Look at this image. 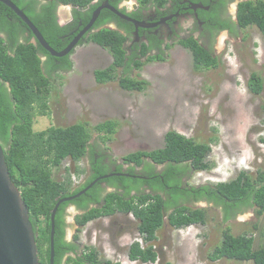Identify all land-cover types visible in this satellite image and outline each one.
<instances>
[{
    "label": "trees",
    "instance_id": "1",
    "mask_svg": "<svg viewBox=\"0 0 264 264\" xmlns=\"http://www.w3.org/2000/svg\"><path fill=\"white\" fill-rule=\"evenodd\" d=\"M11 1L26 13L56 51L64 49L66 44L61 47L58 44L61 42L60 36L67 30L57 25L56 8L60 5L90 6L91 9L87 12L90 18L92 12L99 6V4L92 5L96 0ZM109 1L117 8L116 2ZM149 1L157 2L160 6L166 3V0H145V3ZM39 4L43 9L41 13L36 10ZM0 12L3 13L0 15V34L9 33L6 37H3L5 34L0 36V144L4 149L11 180L20 190L29 210L40 264H50L51 215L58 201L80 193L96 179L107 174L115 175L96 182L86 194L59 207L55 219L54 264H120L101 258L93 247H84L82 250L79 233L87 224L99 218L132 214L138 220V232L142 240L149 246L143 249L141 242H135L130 247V258L133 261L154 263L159 261L160 251L155 250L153 243L158 239L157 233L162 229L165 213L170 208H174V212L169 215L168 221L174 229L207 222L205 209L188 205L202 200L223 206L226 220L243 209L254 206L257 207V216L264 214V171L261 169H258L256 175L243 171L231 181L220 182L214 186H191L190 189H182L180 179L176 178L175 174L185 169L196 173L210 170L212 165L207 158L212 152V147L210 143L198 142L175 131L165 135L163 148L151 152L137 151L125 156L123 162L124 165L130 166L128 170L124 171L123 165H119L116 172H113L102 159L95 162L92 156L91 175L84 185L73 188L70 167H67L68 175L64 180H55L54 171L59 170L67 159L74 163L72 172L76 177L85 174L87 170L83 169L80 163L87 154L92 132L103 134L102 139L105 142L110 141L117 131V123L107 121L91 128L87 123L79 122L68 127L52 126L36 131L35 118L51 114L53 74L72 70L71 55L56 58L41 45H36L29 39L21 41L20 35L25 31L29 32L27 25L1 2ZM75 12L80 13L78 9H75ZM48 17L51 19V26L46 29L41 23L49 20ZM237 17L241 29L256 26L264 37V0L241 2ZM10 18L14 20L11 21ZM114 20L123 27L126 26L127 32H130V24L122 22L121 18L109 10L101 13L94 26L102 27ZM126 39L123 33L108 27H103L89 36V43L104 48L114 58L110 67L95 72L96 80L103 84L118 80L119 85L125 90L143 91L147 83L127 76L129 74L127 70L141 69L146 63L164 60L163 53L149 56L145 62L136 60L134 56L127 60L124 48ZM180 44L192 54L194 68L197 71L219 66V59L206 50L198 40H183ZM148 51L151 49L144 46L141 55L145 57ZM44 56L47 57L46 62L42 59ZM122 67L126 69V74L123 73L119 77L117 70ZM248 89L250 93L260 95L264 90V77L258 72H253L248 82ZM262 110L264 114V105ZM142 165H145V174L151 178L147 181L133 177L136 167ZM155 165H166L161 175L154 173ZM102 182L107 183L114 190L106 192L101 186ZM144 184H149L153 192H163L168 187L166 192L170 197L165 201L159 193L151 195L140 190V186ZM119 188L124 192L120 193ZM133 191L136 194L132 195ZM71 204L81 213L75 218L79 230L71 241H67L65 210ZM254 242L253 236L246 234L234 236L230 229H226L221 244L214 249L209 258L212 261L227 259L264 264V248L254 249Z\"/></svg>",
    "mask_w": 264,
    "mask_h": 264
},
{
    "label": "rangeland",
    "instance_id": "2",
    "mask_svg": "<svg viewBox=\"0 0 264 264\" xmlns=\"http://www.w3.org/2000/svg\"><path fill=\"white\" fill-rule=\"evenodd\" d=\"M237 31L231 38L225 31L219 34L213 48L220 62L217 68L197 71L190 51L177 45L164 52V60L146 63L127 74L147 83L143 91L125 90L118 80L99 84L95 72L110 66L112 56L104 48L84 42L70 57L72 70L53 74L51 114L36 117L34 129L68 127L79 122L93 128L115 121L117 131L112 140L105 142L103 134L93 131L88 152L95 145L96 154L120 165L131 153L163 148L165 135L175 131L212 147L207 158L212 168L194 172L188 180L190 186H214L231 181L243 171L256 175L258 169L264 171V90L254 95L248 82L253 72L264 77V37L256 26ZM117 74L121 77L123 70L118 69ZM80 165L87 170L80 177L72 172L75 165L70 159L54 171L53 177L64 180L70 167L76 189L91 175L89 158ZM162 166L156 165L157 170ZM192 207L205 209L207 222L174 229L166 217L153 243L160 258L151 264H254L212 261L209 256L221 244L226 229L234 236H253L254 249L264 248V214L257 216L256 206L228 220L221 205L200 202ZM78 214L73 206L67 208L69 240L79 230L74 224ZM79 235L82 250L93 247L101 258L113 263L141 264L128 257L132 243L143 241L132 214L96 219Z\"/></svg>",
    "mask_w": 264,
    "mask_h": 264
},
{
    "label": "flooded vegetation",
    "instance_id": "3",
    "mask_svg": "<svg viewBox=\"0 0 264 264\" xmlns=\"http://www.w3.org/2000/svg\"><path fill=\"white\" fill-rule=\"evenodd\" d=\"M112 1L117 3L118 10H120L123 14L129 16L130 18L140 22L144 27L137 28L134 24L121 19L122 22H126L130 24V32L128 33L127 32L128 28L126 26L123 27V25H121L116 20L110 21L102 27L93 26L90 32L85 36L84 40L80 41L79 45L84 44V42H88V38L92 33L102 29L103 27H108L120 31L127 37L124 43L127 60H129L134 56L136 60L139 59L141 62H143L142 59L144 56H142L141 53L144 46L151 49V51H148L147 55H145L147 60L149 56L159 55L162 53H163L162 55L164 56V52L170 49V47L177 45L183 47L180 44L181 41L189 40V39L198 40L199 43L206 50L211 52L213 56L216 57L214 44L218 41L219 34L225 31L226 36L229 35V37L231 38L238 33L237 30L240 28L238 25V17H237L239 4L247 0H166V3L163 6H160L157 4V2H152V1L145 3V0H112ZM107 2L111 5L109 0H96L92 3V5L99 4V6L97 7L99 8L100 6L104 5ZM90 9L91 8L89 6L88 10H83V11L78 10L80 13H82L80 14V13H76L74 8H70L65 5H60L56 8L55 17H56L57 25L59 27L67 28L66 32L62 36H60L61 42L58 44V46L61 47L63 44H66L64 47L65 49L79 34V32L89 23L95 11L94 10L92 12L91 17L88 18L87 12L90 11ZM36 10L38 13H41L43 11L42 5L39 4ZM104 10H108V9H103L101 13ZM2 14L3 13L0 12V15ZM5 16L8 15L5 14ZM48 18L49 20L41 23L46 29H48L51 26L50 24L51 19L50 17ZM87 19L88 21H86ZM10 20L13 21L14 19L10 18ZM3 34H5L3 37L9 35V33L7 32ZM3 34H0V36L2 37ZM25 39H29L30 42L38 45V42H36L34 36L31 35L30 30L29 32L25 31L24 34L20 35L21 41H24ZM74 51L72 52V54L74 53ZM42 59L44 62L47 61V57L45 56ZM112 59L114 62L113 57ZM118 69L123 70V73H125L126 71L124 67ZM100 70H104V69H100ZM134 70H138V69L131 68L128 69L127 71L128 73H131ZM59 72H61L62 74L65 73L63 71H59ZM99 84H103V83H99ZM95 148H96L95 145H93L91 152L87 151V154L85 156V158H89L90 160L89 170L92 171V167H93L92 156H93L95 158L94 160L95 162H98L99 159H102V161L105 164L110 166L113 172H116L120 164L114 161L109 162L108 160H105L102 156L96 154L98 149L96 150ZM149 161L150 160H148V162ZM122 165L125 166L127 164L124 165L123 162ZM129 167L127 169L123 167V170L124 171L128 170ZM165 168L166 165H163L161 167V170H157L156 168L154 169V173H158L161 175L164 172ZM194 172L195 171L193 170L185 169L178 171L175 174L176 178L180 179L182 189L191 188L188 180L191 178ZM124 174L127 175L126 173ZM133 177L143 179L146 181L151 179L149 176L145 174V165L136 167V169L134 170ZM162 180L164 179L162 178ZM101 186L105 188L106 192H111L114 190L113 187H111L105 182H102ZM140 190L145 191L146 193L151 195H156L157 193H159L160 195H162L165 201L167 200L168 197H170V195H168V193L166 192L168 191V187H166L165 191L163 192L161 191L153 192V189L150 187L149 184H144L140 186ZM118 191L120 193L124 192L122 188H119ZM134 194H136L135 191L132 192V195ZM181 202L182 204H185L183 201ZM200 202H208V201L202 200L198 202H193L188 205L192 207L193 204H198ZM69 206H73L78 211L75 205L71 204ZM78 212L81 213L80 211ZM172 212H174V208H170L169 211L165 213L164 224L166 221V217H169V215ZM120 215L128 216L129 214L127 215L120 214ZM66 216H67V209L65 210V223H66L65 240L71 241L72 239L69 240L67 237L68 224H67ZM74 224L76 225V219ZM135 242H139V241L137 240ZM135 242H133L132 244H134ZM141 243L143 249L148 248L149 245L147 243H145L144 241H142ZM130 247L128 250V257L130 261H133L130 258V254H131ZM67 257L68 255L64 258V262L66 261ZM138 262H140L141 264H151V262L149 263H144L141 261ZM115 263H119V262H115Z\"/></svg>",
    "mask_w": 264,
    "mask_h": 264
},
{
    "label": "water",
    "instance_id": "4",
    "mask_svg": "<svg viewBox=\"0 0 264 264\" xmlns=\"http://www.w3.org/2000/svg\"><path fill=\"white\" fill-rule=\"evenodd\" d=\"M1 3L10 8L29 28L36 42L41 45L51 56L63 58L72 54L78 47L81 40L93 28L103 9H108L116 16L134 24L137 28L144 27L140 22L123 14L120 10L110 5L108 2L97 8L89 23L79 32L74 40L62 51H56L47 42L37 26L30 20L26 13L11 0H0ZM67 7L80 11L88 10L89 6L69 5ZM115 174H107L99 177L91 185L80 193L62 198L58 201L51 215V236H50V264H54L55 248V219L59 207L63 203L71 202L86 194L96 182L105 180ZM121 176L122 174H117ZM0 264H40L39 251L37 247L36 235L30 221L29 210L22 198L20 190L11 180L9 169L5 161V154L0 144Z\"/></svg>",
    "mask_w": 264,
    "mask_h": 264
},
{
    "label": "bare ground",
    "instance_id": "5",
    "mask_svg": "<svg viewBox=\"0 0 264 264\" xmlns=\"http://www.w3.org/2000/svg\"><path fill=\"white\" fill-rule=\"evenodd\" d=\"M40 258V257H39Z\"/></svg>",
    "mask_w": 264,
    "mask_h": 264
},
{
    "label": "crops",
    "instance_id": "6",
    "mask_svg": "<svg viewBox=\"0 0 264 264\" xmlns=\"http://www.w3.org/2000/svg\"><path fill=\"white\" fill-rule=\"evenodd\" d=\"M42 131V130H41Z\"/></svg>",
    "mask_w": 264,
    "mask_h": 264
}]
</instances>
